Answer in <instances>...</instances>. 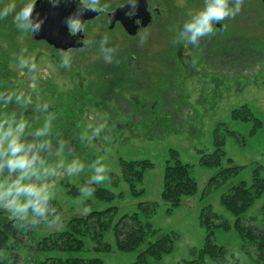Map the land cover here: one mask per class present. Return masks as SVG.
Returning <instances> with one entry per match:
<instances>
[{
    "label": "rangeland",
    "instance_id": "374dc122",
    "mask_svg": "<svg viewBox=\"0 0 264 264\" xmlns=\"http://www.w3.org/2000/svg\"><path fill=\"white\" fill-rule=\"evenodd\" d=\"M14 2L21 5L28 0ZM157 3L159 19L136 37L128 36L119 26L111 29L104 18L87 24L86 47L67 50L72 57L70 69L60 66L62 50L18 33L11 15L0 19V94L5 88L20 87L31 98L27 109L15 103L5 108L0 103V114L22 112L33 129L42 125L45 115H52V132L48 137L52 152L46 159L54 164L78 157L84 164V169L74 177H51L55 182L51 204L61 220L32 228L31 239L40 240L65 230L69 220L89 213L84 212L89 202L91 211L116 207L115 222L139 213L140 220L161 231L162 236L177 235L170 253L159 261L150 258L146 264L191 261L198 256L207 237L201 211L210 207L222 220L233 224L235 219L220 205L225 189L241 181L251 184L256 170L264 177V0H245L238 15L226 18L222 25L218 24L220 27L214 26V33L201 38L197 47L185 44L179 33L183 23L202 9L203 0ZM103 36H108V46L116 48L111 63L105 61L100 51ZM22 49H27L25 55H32L37 62L34 72L18 67ZM44 104L48 105L46 109L42 108ZM100 123L105 124L100 137L80 140L88 125L96 127ZM61 140L64 152L57 156ZM220 142L223 146H219ZM219 147L225 152L221 167L203 166L202 156L214 154ZM173 154L191 166L199 193L184 198L182 205L169 213L170 207L161 196L166 162ZM98 157L109 168V179L98 186L115 194L110 203L99 201L94 194L87 199L74 195L87 183L92 174L89 165ZM121 160H146L154 165L136 186L138 192L144 190L142 195L135 196L124 181ZM235 166L243 170L224 188L209 186L221 169ZM261 202L246 216L251 220L247 226L255 227L258 233L262 228L257 221L264 218ZM141 203H157L156 212L148 216L140 209ZM0 212V217L9 219L5 210ZM106 241L113 247L111 252H88L85 257L100 258L105 264H137L138 255L145 249L118 251L113 232ZM215 243L242 264H255L242 251L235 230L216 229ZM88 244V249L93 248ZM4 255L0 253V259ZM35 255L33 252L29 256L28 264H39ZM206 264L218 263L207 260Z\"/></svg>",
    "mask_w": 264,
    "mask_h": 264
},
{
    "label": "trees",
    "instance_id": "16d2710c",
    "mask_svg": "<svg viewBox=\"0 0 264 264\" xmlns=\"http://www.w3.org/2000/svg\"><path fill=\"white\" fill-rule=\"evenodd\" d=\"M248 111V109L246 110ZM237 112H234L236 117ZM219 146H223L220 142ZM225 152L220 149L210 156L203 155L201 163L205 167H221ZM124 181L130 185L135 196L142 195L144 190L136 189L144 179V174L152 170L154 165L150 161H120ZM242 167L221 169L219 174L212 178L210 187H225L233 177L240 174ZM96 189L94 195L99 201L112 202L115 194L111 191L92 185ZM226 193L220 197L221 207L234 219L233 224L222 220L210 207L200 213L201 223L207 228V237L204 247L194 260L177 264H206L207 260L218 264H242L241 261L222 246L215 243V230H235L242 242V251L255 264H264V218L259 220L262 231L256 232L255 227L247 226L248 213L264 199V177L256 170L251 184L245 181L228 187ZM76 191V190H75ZM199 193L198 183L191 175V166L183 164L173 154L166 162L163 174L162 202L169 205V213L182 205L184 198H193ZM74 195L79 198L77 190ZM260 210L264 217V202ZM89 207V202L86 206ZM140 209L148 216L156 212L157 203H141ZM118 209L110 207L103 211L93 210L83 217H76L67 222L66 229L52 233L40 240L30 237L31 227L21 228L10 219L0 217V253L6 254L0 259V264H28L29 256L36 253L39 264H105L97 257H85L88 252H111L113 247L106 241L109 233L113 232L116 238L118 251L131 253L145 247L138 255L137 264H146L148 259L157 261L173 250L177 235L175 233L161 235V231L153 230L150 224H144L139 213L132 216H123L115 222ZM260 213V214H261ZM1 216V212H0ZM256 220V218H253ZM152 240V241H151ZM88 243L93 248L88 249ZM34 257V258H35ZM33 258V259H34ZM30 260L31 257H30Z\"/></svg>",
    "mask_w": 264,
    "mask_h": 264
},
{
    "label": "clouds",
    "instance_id": "9594fccd",
    "mask_svg": "<svg viewBox=\"0 0 264 264\" xmlns=\"http://www.w3.org/2000/svg\"><path fill=\"white\" fill-rule=\"evenodd\" d=\"M65 0H48L53 6L64 3ZM76 5L74 11L63 18V25L70 37H77L85 31L83 16L85 12L92 11L97 14L103 13L110 4H101V0H72ZM245 0H203V7L190 19L183 23L180 29L179 39L185 44L197 47L201 38L214 33V26L222 25L226 18L238 15ZM139 0H127L128 11L125 13L129 18L136 15ZM37 0H28L27 3L17 5L14 0L4 2L0 0V19L11 15L12 24L16 31L26 37H35L45 23L46 17L36 10ZM83 42V46L87 45ZM108 36H103L100 41V51L106 62L111 63L116 48L108 46ZM27 49H22L17 59L21 70L27 69L34 72L38 64L32 55H25ZM60 66L70 69L72 57L68 51H62L59 57ZM3 99L0 103L5 108L9 103H15L21 109H27L31 104L28 91L20 87L5 88L0 94ZM44 104L42 108H47ZM52 115H45L42 125L31 128L22 112L13 110L0 114V209L9 214L14 224L21 228L28 226L35 228L41 223L57 224L61 216L56 207L51 204L55 197V182L53 175L63 174L69 178L78 175L84 164L78 157H73L65 162L63 159L50 163L46 157L52 152L51 141L48 138L52 132ZM31 129V131H29ZM105 124L100 123L93 127L88 125L80 140L89 141L101 136ZM32 139H29V137ZM64 141H59L56 155L64 152ZM44 153V155H41ZM89 168L92 172L87 183L80 187L79 192L85 199L92 197L96 189L92 185H100L109 179V168L98 157L91 162ZM62 170V173L57 171ZM91 209L85 205V214Z\"/></svg>",
    "mask_w": 264,
    "mask_h": 264
},
{
    "label": "water",
    "instance_id": "95a60500",
    "mask_svg": "<svg viewBox=\"0 0 264 264\" xmlns=\"http://www.w3.org/2000/svg\"><path fill=\"white\" fill-rule=\"evenodd\" d=\"M69 5L72 4L65 3L63 5L61 3L59 6H55L54 9H51V6L49 5L40 6L38 5V3L36 4V10L39 11L42 16L46 17L41 32L34 37L36 41H44L48 45L52 46L54 49L62 50V51L65 50L67 51L69 49H81L86 47L83 46V42L82 44L80 43L78 44L77 42L80 39H84L82 34H78L77 37H75L77 41L74 42L73 41L74 37H70L67 34V30L62 23L63 18L67 16L70 12H72ZM117 13H115V15H117ZM98 16L99 14H97L96 12L88 11L85 12L83 21L85 23L86 21H90ZM115 21L114 20L112 21V26H114V24L116 23ZM148 25H149V21H147V19L140 27L134 26L131 22H128L127 24L125 23L123 24L124 29L129 36H136L140 28L147 27ZM111 29H113V27H111Z\"/></svg>",
    "mask_w": 264,
    "mask_h": 264
},
{
    "label": "flooded vegetation",
    "instance_id": "af4514ba",
    "mask_svg": "<svg viewBox=\"0 0 264 264\" xmlns=\"http://www.w3.org/2000/svg\"><path fill=\"white\" fill-rule=\"evenodd\" d=\"M159 1L160 0H139V3L137 5V9H136V15L129 18L128 16L125 15V13L128 11L127 0H101V2H102L101 4L107 2L108 4H110V7L107 8L103 13H99L98 17H96L90 21H86L84 23V26H86L87 24L92 23L98 19L104 18L105 21H108L109 27L115 28V27L119 26L126 33L124 26H123L124 23L127 24L128 22H131L134 26L140 27L143 25V23L147 19V21H149V25L147 27L140 28L137 35H136V36H138L141 32H143L144 30L149 28L151 26V24L154 22V20L159 19L160 15H161L160 9H159V4L157 3ZM37 3L40 6L49 5V6H51V9L55 8V6L50 5L48 3V0H37ZM65 3L72 4L73 6L69 5V7L72 11L75 10L76 5L72 2V0H65V2L62 4L64 5ZM115 13H117V15H115ZM83 19H84V16H83ZM113 20L114 21L117 20V21H115L116 23L114 24V26H112ZM82 36L84 37V39H80L79 41H77V39L74 37L73 41L74 42L77 41L78 44L79 43L82 44V42L86 41L85 31L82 34ZM136 36H131V37H136Z\"/></svg>",
    "mask_w": 264,
    "mask_h": 264
}]
</instances>
